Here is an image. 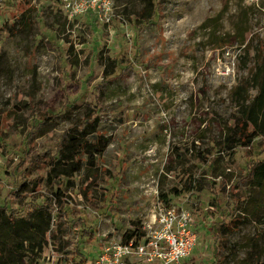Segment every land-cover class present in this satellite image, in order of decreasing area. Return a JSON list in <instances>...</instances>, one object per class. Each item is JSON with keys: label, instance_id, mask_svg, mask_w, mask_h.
Here are the masks:
<instances>
[{"label": "rangeland", "instance_id": "rangeland-1", "mask_svg": "<svg viewBox=\"0 0 264 264\" xmlns=\"http://www.w3.org/2000/svg\"><path fill=\"white\" fill-rule=\"evenodd\" d=\"M263 47L264 0H0V207L21 217L41 204L46 184L23 206L11 192L46 176L73 125L96 119L109 140L96 170L51 180L76 224L50 239L62 264L77 245L90 263L101 241L140 226L152 202L131 206L145 197L135 173L197 220L182 264L264 263V187L247 177L260 147L223 149L245 84L256 94Z\"/></svg>", "mask_w": 264, "mask_h": 264}, {"label": "trees", "instance_id": "trees-1", "mask_svg": "<svg viewBox=\"0 0 264 264\" xmlns=\"http://www.w3.org/2000/svg\"><path fill=\"white\" fill-rule=\"evenodd\" d=\"M251 79L256 94L253 97L248 95V86L245 84L243 89L246 95L237 104V111L233 116L234 124L229 129L223 149H233L238 146L251 149L253 142H257L260 147L259 156L248 162L247 177L253 186L261 189L264 187V145L261 146L260 143V139H264V58L262 63L255 67ZM95 126L96 119L84 120L73 125L74 133L63 144L58 156L53 158L47 175L36 180L24 179L11 192V195L18 200V205L23 206L26 198L35 195L40 191L39 188L46 184L51 187V191L41 204L27 203L31 208L21 217L13 215V208L0 207V264H33L40 258L41 251L47 244V232L51 241H54L56 233L61 234L65 239L73 231L76 224L72 225L65 209L67 195L60 187L54 190L55 182L51 180L74 174H85L89 177L92 175L90 171L96 170L100 157L109 143L107 137L94 134ZM27 153H31L29 147ZM35 156L38 161L39 155L35 154ZM192 188L189 184L185 190L190 191ZM173 191L177 195L181 192ZM112 196L115 197V193ZM159 197L165 204H169L170 198L167 194L159 193ZM110 202H113L112 198ZM52 217L57 224L56 230L51 228ZM78 222L81 223L79 220ZM96 224L81 230V240L83 236H88V240L93 238L92 228ZM72 254L74 255L69 257L70 263H86L87 258L79 245ZM67 258L64 253V262Z\"/></svg>", "mask_w": 264, "mask_h": 264}, {"label": "built area", "instance_id": "built-area-1", "mask_svg": "<svg viewBox=\"0 0 264 264\" xmlns=\"http://www.w3.org/2000/svg\"><path fill=\"white\" fill-rule=\"evenodd\" d=\"M140 188L146 195L154 197L150 213L126 237L117 235L101 241L95 258L84 264H128L132 259L141 264H182V260L191 254L196 245L198 227L193 214L171 203L165 204L159 197L157 178L144 179ZM46 240L40 258L33 264L65 263L64 253L50 242L49 232Z\"/></svg>", "mask_w": 264, "mask_h": 264}, {"label": "crops", "instance_id": "crops-1", "mask_svg": "<svg viewBox=\"0 0 264 264\" xmlns=\"http://www.w3.org/2000/svg\"><path fill=\"white\" fill-rule=\"evenodd\" d=\"M105 151H106V150H105ZM105 151H104V152H105ZM103 154H104V153H103ZM103 154H102V155H103ZM102 155H101V157H102ZM101 157H100V158H101ZM143 176H144V175H143ZM148 177H150V176L142 177V176H139L138 173H135V175H132V176H131V179H130V175L128 176V180H129L128 182L131 183V181H135V179H138V178H139V180H138V182H137V183H139L140 180L143 181L145 178H148ZM122 178H124V177H122ZM141 181H140V182H141ZM193 182H196V180H193ZM193 182H192V183H193ZM136 187H137L138 190L141 192V194H143L145 197H143V196L141 197V194L139 193L137 197H138V198L141 197L140 200H142V202H138L137 199H134V200L131 199V201H130V202H131V206H135V207H137V209H139V205H141V204H145L144 202L147 201V200H149V201H151V202L153 203V199H154V197H152V196H150V195H146V194L144 193V191L139 187L138 184L136 185ZM132 191H133V190H132ZM113 193H115V192H113ZM136 194H137V193H136ZM146 196L151 197V198H147V199H146ZM152 198H153V199H152ZM152 203H151V205H148V203L146 204V206H145L146 208L140 213V215L143 214V213L145 212V210L147 211V213H145L144 216H141V217H142L141 219L147 217V215L150 213V211L152 210V207L154 206V203H153V204H152ZM178 206H182V205H178ZM199 227H200V229H202V231L204 230V228H203V224H199ZM95 256H96V253H95Z\"/></svg>", "mask_w": 264, "mask_h": 264}]
</instances>
